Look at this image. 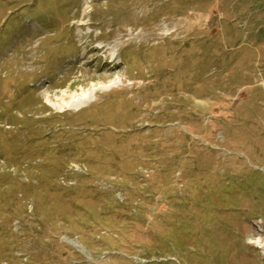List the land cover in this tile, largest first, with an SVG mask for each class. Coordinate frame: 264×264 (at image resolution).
<instances>
[{
  "label": "rangeland",
  "instance_id": "374dc122",
  "mask_svg": "<svg viewBox=\"0 0 264 264\" xmlns=\"http://www.w3.org/2000/svg\"><path fill=\"white\" fill-rule=\"evenodd\" d=\"M0 264H264V0H0Z\"/></svg>",
  "mask_w": 264,
  "mask_h": 264
},
{
  "label": "bare ground",
  "instance_id": "6f19581e",
  "mask_svg": "<svg viewBox=\"0 0 264 264\" xmlns=\"http://www.w3.org/2000/svg\"><path fill=\"white\" fill-rule=\"evenodd\" d=\"M45 83H47V82H45Z\"/></svg>",
  "mask_w": 264,
  "mask_h": 264
}]
</instances>
